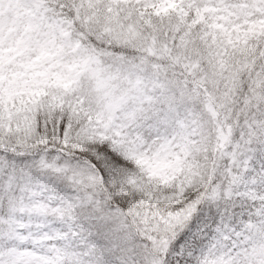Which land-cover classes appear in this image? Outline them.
<instances>
[{"label":"snow or ice","instance_id":"obj_1","mask_svg":"<svg viewBox=\"0 0 264 264\" xmlns=\"http://www.w3.org/2000/svg\"><path fill=\"white\" fill-rule=\"evenodd\" d=\"M0 264H264V0H0Z\"/></svg>","mask_w":264,"mask_h":264}]
</instances>
